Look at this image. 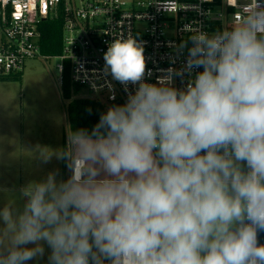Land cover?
Masks as SVG:
<instances>
[{
    "label": "clouds",
    "instance_id": "9594fccd",
    "mask_svg": "<svg viewBox=\"0 0 264 264\" xmlns=\"http://www.w3.org/2000/svg\"><path fill=\"white\" fill-rule=\"evenodd\" d=\"M224 3L223 28L193 30L183 68L156 83L140 43L109 44L127 99L55 153L67 179L0 207V264H264V0Z\"/></svg>",
    "mask_w": 264,
    "mask_h": 264
},
{
    "label": "built area",
    "instance_id": "2783aa9c",
    "mask_svg": "<svg viewBox=\"0 0 264 264\" xmlns=\"http://www.w3.org/2000/svg\"><path fill=\"white\" fill-rule=\"evenodd\" d=\"M225 0H0V77L22 73L27 60L40 54V25L64 19L62 55L57 69L70 66L72 83L94 98L123 104L125 86L104 70V53L120 37L131 36L144 49L146 80L180 71L193 30L212 34L223 28L220 13L235 9ZM234 3V0H227ZM202 69H197L200 71ZM195 72L193 73V77ZM188 76H176L174 86ZM128 90H134L129 84Z\"/></svg>",
    "mask_w": 264,
    "mask_h": 264
},
{
    "label": "rangeland",
    "instance_id": "374dc122",
    "mask_svg": "<svg viewBox=\"0 0 264 264\" xmlns=\"http://www.w3.org/2000/svg\"><path fill=\"white\" fill-rule=\"evenodd\" d=\"M59 63L57 57L30 59L21 80L0 82V173L6 177L0 180V207L22 206V188L49 172L60 173L55 153L67 146L71 133ZM85 97L95 99L84 89L74 98ZM45 156L50 157L47 163Z\"/></svg>",
    "mask_w": 264,
    "mask_h": 264
},
{
    "label": "trees",
    "instance_id": "16d2710c",
    "mask_svg": "<svg viewBox=\"0 0 264 264\" xmlns=\"http://www.w3.org/2000/svg\"><path fill=\"white\" fill-rule=\"evenodd\" d=\"M63 25L64 19H48L40 25V54L43 57H59L62 55L63 47ZM22 73L8 77H0V82L21 80ZM81 89L72 83L70 66L65 64L61 74V93L64 100L68 101L67 114L70 133L79 130H92L98 122L100 114L105 112L108 107L121 103H109L103 99L95 98H74L80 95ZM66 145H63V149ZM63 161V170L65 168ZM64 178V176H63ZM260 243H264V233L260 234Z\"/></svg>",
    "mask_w": 264,
    "mask_h": 264
},
{
    "label": "crops",
    "instance_id": "0c3cea01",
    "mask_svg": "<svg viewBox=\"0 0 264 264\" xmlns=\"http://www.w3.org/2000/svg\"><path fill=\"white\" fill-rule=\"evenodd\" d=\"M59 174H61V179H62V176H64V179H67L70 176V172L67 169L66 164H65V168L63 170L62 160H61V169H60V173ZM5 178L6 177L3 174L0 173V180L5 179ZM26 180H29V179L27 178ZM46 258H47V255H45V257H44L45 260L39 261V264H46V262H45L47 260ZM30 264H36V262H30Z\"/></svg>",
    "mask_w": 264,
    "mask_h": 264
}]
</instances>
